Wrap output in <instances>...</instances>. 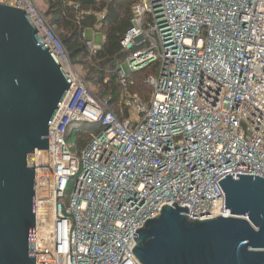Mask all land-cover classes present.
<instances>
[{
    "label": "built area",
    "instance_id": "2783aa9c",
    "mask_svg": "<svg viewBox=\"0 0 264 264\" xmlns=\"http://www.w3.org/2000/svg\"><path fill=\"white\" fill-rule=\"evenodd\" d=\"M0 4L27 13L72 82L49 149L34 156L36 264H141L135 232L163 206L187 207L190 221L232 218L215 182L264 179V0H138L121 43L135 50L131 73L117 71L121 118L35 0ZM144 71L147 101L131 92ZM82 126L97 132L75 154L69 136Z\"/></svg>",
    "mask_w": 264,
    "mask_h": 264
},
{
    "label": "water",
    "instance_id": "95a60500",
    "mask_svg": "<svg viewBox=\"0 0 264 264\" xmlns=\"http://www.w3.org/2000/svg\"><path fill=\"white\" fill-rule=\"evenodd\" d=\"M72 82L23 10L0 4V264H36L35 167ZM220 216L163 206L133 235L141 264H264V179L224 174Z\"/></svg>",
    "mask_w": 264,
    "mask_h": 264
},
{
    "label": "trees",
    "instance_id": "16d2710c",
    "mask_svg": "<svg viewBox=\"0 0 264 264\" xmlns=\"http://www.w3.org/2000/svg\"><path fill=\"white\" fill-rule=\"evenodd\" d=\"M43 1L46 6L43 14L66 46L74 67L80 65L87 68V75L84 76L86 82L99 88L98 96L109 100L111 107L121 118L116 108L121 94V88L117 82V71L119 66L135 52V50L126 51L121 43L131 28L132 8L138 0ZM87 29L104 35L101 50L94 56L90 55L86 40L82 36ZM147 74L148 72L144 71L135 75L136 85L131 92L137 95L147 94L148 96L143 99L148 100L151 89L144 84ZM145 86L149 89L148 93L143 89ZM85 128L90 132L88 136L90 141L92 134L97 132V128L78 127L70 133L69 139ZM87 143L80 147H85Z\"/></svg>",
    "mask_w": 264,
    "mask_h": 264
},
{
    "label": "rangeland",
    "instance_id": "374dc122",
    "mask_svg": "<svg viewBox=\"0 0 264 264\" xmlns=\"http://www.w3.org/2000/svg\"><path fill=\"white\" fill-rule=\"evenodd\" d=\"M36 5L38 6V8L44 12L46 10V6L43 0H35ZM86 38L88 41H94L95 45L97 46H102L104 43V35L101 32H97L95 30H91V29H87L86 30ZM76 70L78 71V73L82 76H86L87 75V68L85 66H80V65H76L75 66ZM122 68L126 73H131V69L129 68V63L128 62H123L122 63ZM90 88L92 89V91L98 96V91L99 88H95L92 85H90ZM146 87V86H145ZM143 88L145 90V92H149V89ZM142 98H144L145 96H148L147 94L145 95H141L139 94ZM99 97V96H98ZM144 101H147V99H143ZM118 110H123V107L121 106V104L118 105V107H116ZM90 132L85 128V129H81L80 132L78 133V135H75L74 137H72L71 139H69L70 145L75 149L74 153L78 154L79 152V148L81 145H84L85 143L89 142L88 140V136H89ZM76 151V152H75ZM71 186L68 189V193L67 196L70 197L71 195Z\"/></svg>",
    "mask_w": 264,
    "mask_h": 264
},
{
    "label": "bare ground",
    "instance_id": "6f19581e",
    "mask_svg": "<svg viewBox=\"0 0 264 264\" xmlns=\"http://www.w3.org/2000/svg\"><path fill=\"white\" fill-rule=\"evenodd\" d=\"M37 156L40 157V154L38 153ZM34 165H35V164H34Z\"/></svg>",
    "mask_w": 264,
    "mask_h": 264
},
{
    "label": "crops",
    "instance_id": "0c3cea01",
    "mask_svg": "<svg viewBox=\"0 0 264 264\" xmlns=\"http://www.w3.org/2000/svg\"><path fill=\"white\" fill-rule=\"evenodd\" d=\"M87 39V38H86Z\"/></svg>",
    "mask_w": 264,
    "mask_h": 264
}]
</instances>
